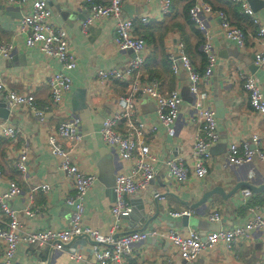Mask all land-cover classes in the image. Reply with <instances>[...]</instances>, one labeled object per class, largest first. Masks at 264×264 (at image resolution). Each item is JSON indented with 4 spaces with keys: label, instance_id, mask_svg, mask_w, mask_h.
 <instances>
[{
    "label": "crops",
    "instance_id": "crops-1",
    "mask_svg": "<svg viewBox=\"0 0 264 264\" xmlns=\"http://www.w3.org/2000/svg\"><path fill=\"white\" fill-rule=\"evenodd\" d=\"M34 1L26 0L22 5H16L0 0V42L15 44L8 57L0 56V82L11 91L33 96L38 108L43 109L40 118L25 106L9 108L6 93L0 90V101L4 99L6 108H9L8 117L0 118V121L7 120L20 130V135L14 139L0 137V192L7 188L10 180L18 182L21 190L8 199L7 204L18 212L21 224L27 230L64 229L69 226L72 207L65 199L72 193L73 183L57 168L46 140L64 118L75 115L79 118L77 133L80 140L76 143L62 142L72 147V157L79 168L95 175L83 197V222L102 234H108L112 225L110 207L115 199L114 180L118 174L129 173L132 161L120 159L115 149L103 142L100 128L103 119L116 108L117 98L124 92L127 83H101L96 79L95 72L98 69H122L134 53L118 47L113 41L117 19L112 16L83 28L90 1L104 3L107 0H45L50 10V22L64 27L76 57V66L68 71L71 77L69 91L64 94L60 105L48 106L50 91L47 78L60 70V62L45 56L38 48H25L19 29L20 18L29 12ZM201 1L213 9L212 13L206 14V20L213 33L217 59L211 74L201 80L200 87L208 93L205 105L215 111L219 108L222 116L216 117L218 138L210 148L206 176H192L184 183H177L169 176L165 160L180 156L191 165L197 125L191 120L194 114L193 97L189 92L187 75L178 61L177 72L173 73L171 66L175 61L169 57L175 60L178 42L181 41L194 67L203 73L205 59L199 50L201 35L187 12L189 5ZM246 1L264 25V0H251L252 4L250 0ZM219 10L245 30L246 44L243 48L220 35ZM122 13L133 19L134 35L142 36L146 42L141 52L144 62L140 71L157 76L161 80L160 91L164 94L177 89L182 102L173 122L175 134L170 137L157 119L154 100L143 96L136 99L139 119L144 124L142 133L136 135V139L148 144L156 156V174L146 189L125 196L131 211L122 217L118 232L139 229L155 215L145 229H154L157 235L134 241L127 264H179L181 259L165 236L170 228L180 233L192 228L204 237L211 231L245 224L254 211L264 213V188L258 192L251 190L246 203L242 194V189L246 187L228 195L240 181L263 185L264 160L254 159L232 168L223 165L231 141L249 139L255 132L264 143V114L250 107L238 73L243 70L254 74L264 94V68L257 66L253 72L248 66L249 63L255 64L254 53L259 50V43L250 18L241 12L237 3L229 0H171V9L167 14L161 12L158 0H123ZM142 17H146L147 22H142ZM153 126L156 129L150 132ZM119 128L122 129V125ZM24 144L28 146L27 171L21 173L16 169L15 161ZM42 185L46 188L42 189ZM215 187H220L221 193H212L202 204H196L204 192ZM154 193L160 195L156 204L152 200ZM25 208L36 209L37 214L28 216L23 213ZM186 210L190 212L188 225L183 224L181 217L170 214ZM213 212L220 214L219 221L209 220ZM6 222L7 217L0 210V227H5ZM96 245L81 236L66 243L61 250L50 244L42 247L21 245L10 264H92ZM69 248H75L80 257L70 258ZM234 263L264 264V237L259 231L251 230L247 238L236 241L230 249L222 242L203 248L190 264Z\"/></svg>",
    "mask_w": 264,
    "mask_h": 264
},
{
    "label": "built area",
    "instance_id": "built-area-1",
    "mask_svg": "<svg viewBox=\"0 0 264 264\" xmlns=\"http://www.w3.org/2000/svg\"><path fill=\"white\" fill-rule=\"evenodd\" d=\"M4 1L22 5L26 0ZM158 1L161 12L163 14L169 13L171 0ZM229 1L237 3L241 12L250 18L255 29V37L259 43V50L254 53L255 65L264 68V25L260 23L246 0ZM122 4L123 0H107L104 3L90 1L89 14L82 24L83 28L86 29L94 21L101 18L110 16L116 18L113 41L118 47L130 49L134 53L122 69H98L95 72L96 79L101 83L108 81H126L127 83L124 92L117 98L116 108L103 119L100 128L103 142L113 147L120 159L132 161L129 173L118 174L114 180L115 199L110 207L111 230L108 234H102L83 222L85 215L83 197L91 187L95 175L83 172L72 157V147L69 148L62 142V140H67L76 143L80 140L77 133L79 118L75 115L69 116L58 124L56 130L50 133L46 140L48 150L56 159L57 168L73 183V191L65 199V202L72 207L69 226L64 229L47 228L34 231L23 228L18 212L12 210L7 204V200L21 190L16 180H10L7 188L0 192V210L7 217L6 226L0 227V264H10L18 246L35 245L42 247L50 244L61 250L66 243L81 235H88L100 243L93 248L94 262L92 264H127L134 241L157 235L154 229L133 230L118 236L116 240L114 239V234L118 232L122 217L129 215L131 211V205L125 196L146 189L156 174V156L148 144L136 139V135L141 134L144 129V124L139 119L136 99L143 96L154 100L157 119L166 129L168 136L171 137L175 134L173 122L178 115L182 98L177 89H172L166 94L162 93L159 88L161 80L155 75L140 71L144 62L141 52L144 50L146 42L142 36L134 35V21L132 18L123 15ZM212 11V7L203 1L194 3L188 8L189 18L201 35L199 50L205 59L203 73L198 72L194 67L181 41L178 42V56L175 57V60L172 59V56L169 57L171 61H175L171 66L172 72H177L176 61H178L187 75L189 92L193 97L192 109L194 114L191 120L197 125V134L191 153L193 159L191 165L180 156L165 160L169 176L177 183H184L192 176L196 178L206 176L211 154L210 148L218 138L215 110L205 105L208 93L200 87L201 80L211 74L217 59L212 42L213 33L210 31L206 20V14L212 13ZM217 15L219 17L220 35L233 41L239 48H243L246 44L245 30L232 23L223 11L219 10ZM140 20L144 23L147 22L146 17H142ZM19 29L23 36L25 48H38L45 56L54 57L60 62V70L47 78L50 91L48 106L57 107L62 102L64 94L71 87V77L68 71L76 66V57L71 49L67 32L64 27L50 22V10L45 0H35L32 3L29 12L20 18ZM14 47L15 44L11 42H0V56L8 57ZM238 73L242 80L243 89L247 93L250 107L254 111L264 114V94L257 78L254 74L243 70H239ZM0 90L5 91L9 108L25 106L42 118L43 109L38 108L33 96L11 91L1 82ZM120 125H122V129L119 128ZM155 129L156 127L153 126L150 132ZM19 135L20 130L16 125L7 120L0 121V137L14 139ZM27 159L28 146L24 144L15 161V167L19 172L25 173L27 171ZM254 159L264 160V143L260 135L255 132L250 135L249 139L234 140L229 143L223 158V165L226 168H232L252 162ZM41 188L45 189L46 186L42 185ZM242 194L244 203H246L251 196V190L243 188ZM154 195H158V193H154ZM251 210L254 211V209ZM23 213L28 216H35L37 210L25 208ZM170 214L174 217H180L183 214L189 215L190 212L187 210L173 211ZM208 218L210 221H219L220 214L213 212ZM251 230L259 231L264 237V213L254 211L245 224L211 231L204 237L192 228H188L186 233H180L178 230L170 228L165 236L172 243L181 259L179 264H190L203 248L222 242L226 248L230 249L236 241L247 238ZM110 243L113 244L110 245ZM68 255L70 258L80 257L75 248H69Z\"/></svg>",
    "mask_w": 264,
    "mask_h": 264
},
{
    "label": "water",
    "instance_id": "water-1",
    "mask_svg": "<svg viewBox=\"0 0 264 264\" xmlns=\"http://www.w3.org/2000/svg\"><path fill=\"white\" fill-rule=\"evenodd\" d=\"M250 3L252 4V1L250 0ZM249 68L251 69V71H255L256 69V65L254 63L252 64H248ZM3 107H5V109H3ZM9 115V108H6V104H5V100H1L0 101V118H7ZM215 116L216 117H221V111L220 109L218 108L216 111H215ZM240 187H246V188H249L250 190H252L253 192H258L260 191L262 188H264V184L261 185V186H255L253 184H251L249 181L246 182V181H240L233 189V191H231L230 193H228V195H230L231 193L234 192V190L240 188ZM212 193H221V190H220V187H215L209 191H206L204 192L202 198L196 203L197 205L198 204H202L204 201H206L208 199V197L212 194ZM160 195H153V203L156 204L157 203V200L159 198ZM153 217H155V215H153L152 217H150L147 222L142 226L140 227L139 229H136V230H143L145 229V227L147 226V224L150 222V220H153ZM181 219H182V222L184 225H188V221H189V218L190 216L189 215H186V214H183L180 216ZM133 231V230H132ZM130 232V231H129ZM125 233H128L126 231H123V232H118V233H115L114 234V239L116 240V238L122 234H125ZM80 237V236H78ZM78 237H75V238H78ZM81 237H86L88 240L90 241H93L95 244H100L98 241L92 239L91 237H89L88 235H81ZM74 238V239H75ZM113 243H110V245H112ZM39 264H43V263H39Z\"/></svg>",
    "mask_w": 264,
    "mask_h": 264
},
{
    "label": "trees",
    "instance_id": "trees-1",
    "mask_svg": "<svg viewBox=\"0 0 264 264\" xmlns=\"http://www.w3.org/2000/svg\"><path fill=\"white\" fill-rule=\"evenodd\" d=\"M190 6V5H189ZM240 7V6H239ZM187 12H188V9H187ZM188 17H189V15H188ZM204 57V56H203ZM205 62V61H204ZM205 65V64H204ZM198 71V70H197ZM198 72H200V71H198ZM200 73H202V72H200ZM152 75H154V74H152Z\"/></svg>",
    "mask_w": 264,
    "mask_h": 264
}]
</instances>
